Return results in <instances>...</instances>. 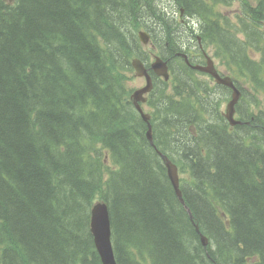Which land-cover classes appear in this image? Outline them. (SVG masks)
Instances as JSON below:
<instances>
[{"label": "trees", "instance_id": "1", "mask_svg": "<svg viewBox=\"0 0 264 264\" xmlns=\"http://www.w3.org/2000/svg\"><path fill=\"white\" fill-rule=\"evenodd\" d=\"M132 1L0 0V264H103L90 229L99 201L117 264H264V0L180 1L184 16L204 21V43L214 36L243 92V124L232 127L221 110L228 99L186 95L172 73L156 82L154 142L183 176L185 205L123 72L145 53L142 29L170 59L197 40L165 10L144 13L146 0ZM232 2L243 4L233 23L221 12Z\"/></svg>", "mask_w": 264, "mask_h": 264}, {"label": "bare ground", "instance_id": "2", "mask_svg": "<svg viewBox=\"0 0 264 264\" xmlns=\"http://www.w3.org/2000/svg\"><path fill=\"white\" fill-rule=\"evenodd\" d=\"M136 1H138V0H136ZM168 1L169 0H146V3L141 6L142 7L141 10L144 11V13H148L150 10H152V11H154L156 13H160V12L165 10L164 13H165L167 19L170 20V15H172L174 17V21L172 20L173 23H171V22L170 23L171 24H174V23L179 24V26H177L176 28L179 30L180 33H184L186 36H188V37H190L192 39L196 38L198 36H200L203 39L204 21L201 18H199V17L197 18V17H194V16H184L183 11L185 10L184 9L185 6L183 5L182 2L180 3V1H184V0H178V4L172 10L166 9V4L168 3ZM130 2H133V1L130 0ZM192 2L194 4H196V2L194 0H192ZM188 7L192 8V6H190V5H188ZM177 13H179V17L178 18H177ZM198 25H203L202 30H199V29L196 28ZM181 27H183L184 29L181 30ZM209 28H210L211 35H213L214 29L212 27H209ZM146 30L147 29L140 30L138 32L139 37H141ZM218 38L221 39L224 43H226L228 40L232 39L231 35L228 32H225V31H224L223 35L221 33L217 34V39ZM214 40H216V39L214 38V36H212V40L211 41H214ZM206 42H208V41H206ZM142 44H143L144 48H148L149 46H151V45L146 44L144 42H142ZM199 44L201 45V49H202L203 48V43L202 42H197V45L183 47L182 51L178 52V53L184 54V57L186 58V61H187L188 64L189 63H194L196 61L195 57L192 56L191 54H189L187 52V50H189L191 47H194V46H196V48H199ZM228 47H231L234 50V53L237 54V50L232 45H228ZM242 47L244 48V46H242ZM162 51H163V49L160 48L159 45L157 44L156 47L151 46V48H149V50H148V52L150 53L151 56L154 55L153 58H155V59H153V60L149 59L148 61H146V64L143 63V61L139 57H136V58H134L131 61V65H132V63H139L141 65L142 71H143V76H145L146 79H147V83H146V87L145 88H143V89L140 88L138 91H137V89H132V92H131V95H130L131 101L135 102L137 108L141 111V113L143 114V116H144L146 121L150 120V116L151 115L149 116V115H147V114H145L143 112V110L139 106V101L141 99H143L144 98L143 96L146 95L153 88V81H152L151 76L147 72V67H150L151 70L155 71L156 74L160 77V78H157L155 80V84L157 82L159 85L162 84V82H168L170 80V78H171V73H172V75L174 73V69L171 66H169L168 62L166 60H164L162 57H160V53ZM206 58L207 59H206V63H205L206 65L205 66L194 64V65L191 66V70L193 72H196V73L197 72H202V73L205 74V76H213L214 78H217V82H214L212 84V86L210 87V90L212 91L213 96L210 95L209 92H203V91H201V90H199L197 88H188L187 86H183V85L179 86V88L186 95H188V93H194V94L200 93L202 96L205 97L203 99L205 101L211 102V104L214 101H216V100H218V101L222 100V99L231 100L233 97H235L238 94L236 98H238V97L239 98L235 102L236 107H238V105L242 103V98H243V92H242L241 88L237 85L236 82H232L230 80H226V79L220 78V76L216 73V68H215L213 60L211 59V56L209 54H207ZM208 67H212L213 69L210 72H207L206 69ZM183 79L186 82H189V83L197 81V80L189 78V77H185ZM181 97H182L181 95H178V99H180ZM236 98H234V99H236ZM188 112H189L188 107L185 105V106L180 107V108L179 107H175L173 112H172V115H173V117L175 119H179L182 115H186ZM191 123H192L191 121H188V122L187 121H183V122H179L178 125L180 127H185L187 129V127L191 126ZM148 136H149V139L151 141V144L154 145L153 141H152L153 140L152 133H148ZM104 155H105V158H106L107 161H111L110 154H109L108 151H104ZM161 158L163 159V161L165 163V166L167 168V172H168V176H169L170 181H171V177H170V169H169L168 164H171L172 166H174L176 168V171H177V174H178V177H179L180 174H179V169H178L177 165L175 163H173V161L168 156H161ZM176 171L173 170V175L174 176H175ZM175 192H176L179 200L181 201V203L185 205L186 202H185V198H184V194L182 192V189H180V192L175 189ZM97 210H106L107 213H108V216H110L109 208H108L107 203L99 201V202H96L94 204V206H93V208L91 210L90 229H91V233H92L93 238H94V244H95L96 250H97V252H98L103 264H117L113 246H112L113 258L111 260L106 261L104 259L105 258V253L102 254L100 252L99 248L96 245L95 235H94L93 228H92V220H93V212H95ZM189 214H190L191 217H193L192 213H189ZM94 231H95V226H94ZM199 232H200V229H199ZM201 237L203 238V237H206V236L201 233ZM208 246L209 245H205L204 247H208Z\"/></svg>", "mask_w": 264, "mask_h": 264}, {"label": "flooded vegetation", "instance_id": "3", "mask_svg": "<svg viewBox=\"0 0 264 264\" xmlns=\"http://www.w3.org/2000/svg\"><path fill=\"white\" fill-rule=\"evenodd\" d=\"M225 22L223 21V24ZM196 40L197 42H202L203 43V48L201 49V45L199 44V48H196V46L194 47H191L190 50H188L192 55L194 54H200L199 55V58H195L196 61L194 63H187L186 61V58L184 57V54L182 53H176V56L177 57L176 59H170L168 57V55L170 54L169 52L167 53L166 50H163L161 53H160V57H162L164 60H166L169 64V66H171L173 69H174V73H173V77L176 81V83L178 84V86H187L188 88H197V85H199L201 87V91L203 92H208V90L210 89V87L212 86V84L214 82H217V78H214L213 76H207L208 78L212 79L213 82L209 81L206 77H205V74L202 73V72H193L191 70V66L194 65V64H197V65H201V66H205L206 64V55L209 54L211 56V59L213 60L214 62V65H215V68H216V73L220 76V78L222 79H226V80H230L232 82H236L231 71H230V68H229V63H228V59H224V57L221 55V48L219 47V45L216 44L215 41H210L208 43H204L203 39L198 36L196 37ZM193 45V42L191 43V46ZM183 47H186L185 45ZM145 50V53L144 55L142 56V61L143 63L146 64V61H148L149 59L152 60L153 56L154 55H146V52L148 51L146 48H144ZM164 53V54H163ZM221 55V56H220ZM155 59V58H153ZM239 62L242 63L241 59H238ZM224 69V72H222L219 68H218V64ZM147 72L149 73V75L151 76L152 78V81H153V88L151 89V91H149L146 95L149 94L150 98L155 90V80L157 78H160L155 71L151 70L150 67H147ZM193 74V75H192ZM185 77H189V78H192V79H195L197 80L196 82H186L183 78ZM172 78V77H171ZM170 78V80H171ZM141 79H143L145 81V84L139 88H137V91L141 88H145L146 87V83H147V79L145 76H143ZM169 80V81H170ZM168 81V82H169ZM146 95H144L143 97H145ZM189 96H194L196 94L194 93H188ZM133 105H134V108L136 110V112H138V114L141 116V118L143 119L142 121L147 125V127H154L153 126V123H152V120H148L146 121L143 114L141 113V111L137 108L135 102L133 101L132 102ZM218 103V100L214 101L212 104H215L217 105ZM152 116V115H151ZM152 138H153V144L152 145L156 151L160 154V156H167L166 154H163L158 148L157 146L155 145V142H154V136L152 134ZM148 139H149V136H148ZM149 142L151 143L150 139H149Z\"/></svg>", "mask_w": 264, "mask_h": 264}, {"label": "water", "instance_id": "4", "mask_svg": "<svg viewBox=\"0 0 264 264\" xmlns=\"http://www.w3.org/2000/svg\"><path fill=\"white\" fill-rule=\"evenodd\" d=\"M135 66L138 70V73L140 75H143L141 65L139 63H135ZM212 69H213L212 67H208L206 71L210 72ZM237 95L234 98H236ZM238 98L233 99V101L230 103L229 108H228L227 117L232 122V124H236V122L233 120V115H234L235 102L237 101ZM168 166L170 169V177L173 182V185L175 189L180 192L179 178H178L176 168L172 166L171 164H168ZM173 170L176 171L175 176L173 175ZM94 226H95L96 232L94 231ZM92 228H93V232L95 235V241H96L97 247L99 248L102 254L105 253L104 259L106 261L111 260L113 258V253H112L113 244H112V239H111L112 238V226L110 222V216H108V213L106 210H97L93 212Z\"/></svg>", "mask_w": 264, "mask_h": 264}, {"label": "rangeland", "instance_id": "5", "mask_svg": "<svg viewBox=\"0 0 264 264\" xmlns=\"http://www.w3.org/2000/svg\"><path fill=\"white\" fill-rule=\"evenodd\" d=\"M240 3V2H239ZM253 3H254V5H257L258 4V1L257 0H253ZM221 12H223V13H225L227 16L229 15V16H231V17H233L234 15H233V10L231 9V8H228V7H223V8H221ZM179 17V13H177V18ZM230 22L231 23H233V22H235L232 18H230ZM182 29H184L183 27H181V30ZM149 48H151V46H149L148 48H146L147 50H149ZM190 50V49H189ZM187 52L189 53V54H191L188 50H187ZM192 55V54H191ZM199 55L200 54H194V55H192V56H194L195 58H199ZM152 60H153V58H152ZM217 64H218V62H217ZM218 68L222 71V72H224V69L218 64ZM127 76H128V78H129V88H131V89H137V88H139V87H141V86H143L144 84H145V81L143 80V79H140V78H138V77H136V79H134L133 78V75L132 74H130V73H128L127 74ZM209 81H211V82H213L212 81V79H210V78H208L207 76H205ZM161 86H163V84H160ZM227 102H225V104H224V106H223V110L225 111L226 110V107H227ZM148 108L146 107L145 108V110H147ZM145 113V112H144ZM146 114V113H145ZM150 116V115H149ZM150 120H152V116H150ZM222 151V150H221ZM106 162L107 163H111L110 161H107L106 160ZM136 170L139 172L140 171V168H139V166L136 168ZM132 183H137V184H139V182H138V180L137 179H133L132 180ZM135 193V192H134ZM131 210V209H130ZM129 208H122V210L120 211V213L123 215V214H127V213H129ZM131 212V211H130ZM166 212V211H165ZM132 213H134V214H136L135 212H132ZM168 213L166 212V217H167V219H169V217H168ZM138 221H139V219H137ZM140 222V221H139ZM139 229H140V227H139ZM182 241L183 240H180V243H181V245H182ZM184 249L189 253V255H190V252H189V250L184 246Z\"/></svg>", "mask_w": 264, "mask_h": 264}]
</instances>
